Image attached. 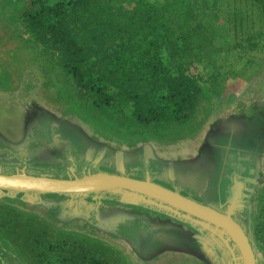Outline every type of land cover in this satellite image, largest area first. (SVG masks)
<instances>
[{"label": "rangeland", "instance_id": "1", "mask_svg": "<svg viewBox=\"0 0 264 264\" xmlns=\"http://www.w3.org/2000/svg\"><path fill=\"white\" fill-rule=\"evenodd\" d=\"M45 1L53 4L59 0ZM151 1L164 5L173 0ZM29 2L0 0V131L10 141L21 142L14 133V126L16 129L21 122L27 121H23L22 111L32 105L46 113L45 120L48 122L54 120L64 125L63 121H66L79 127L86 138L107 143L121 153L147 145L153 146L166 158L188 157L201 148L207 130L218 120L223 121L240 113L250 115L255 107L264 104V18L255 0H221L218 18L211 25L215 28L216 41L221 43L220 50L205 55L201 64L196 63L191 67L194 73L203 74L205 79V90L199 97L191 120L180 126L145 131L113 126L112 121L90 105L78 101L75 84L61 69L56 56L24 31L19 13L22 6ZM213 61H216L214 67ZM66 133L72 136V132ZM35 164L53 167L58 163L40 156ZM158 183L168 187L165 183ZM67 197L42 196L38 204H33L29 199L24 201L22 198L27 197L23 194L1 199L0 219L4 223L0 222V264H37L24 248L23 241L18 240L17 231L13 233L10 226L15 216L25 218V215L46 221L50 234L57 238L66 235L87 244H101L105 258L113 264H200L183 247L150 248L153 238H137L135 233L131 235L136 227L127 224L135 223L137 215H145L155 224L169 221V217L176 218L158 211H146L139 204L105 198L93 213H96L97 221L93 220V215L86 217L82 214V217L63 222L50 213L53 206L62 208ZM250 203V230L264 255V240L258 236L259 222L264 216V152L260 161V176ZM7 212H10L8 223L4 221ZM245 225L249 230V223ZM123 236H132L142 254L159 248L164 250L155 259L142 258Z\"/></svg>", "mask_w": 264, "mask_h": 264}, {"label": "trees", "instance_id": "2", "mask_svg": "<svg viewBox=\"0 0 264 264\" xmlns=\"http://www.w3.org/2000/svg\"><path fill=\"white\" fill-rule=\"evenodd\" d=\"M255 1L264 18V0ZM220 2L30 0L19 14L24 31L72 79L79 102L113 126L145 131L184 125L195 115L205 79L191 67L220 50L211 26ZM10 226L37 264H113L101 244L57 238L37 216H15ZM258 236L264 240V216Z\"/></svg>", "mask_w": 264, "mask_h": 264}, {"label": "flooded vegetation", "instance_id": "3", "mask_svg": "<svg viewBox=\"0 0 264 264\" xmlns=\"http://www.w3.org/2000/svg\"><path fill=\"white\" fill-rule=\"evenodd\" d=\"M41 110L30 105L22 111V119L27 121L21 122L16 129L14 126V133L21 140L20 143L8 140L0 131V167L4 169L26 165L27 169L33 172H68L72 156L78 172L101 170L121 174L117 170L116 158L122 155L125 175L142 179L145 171H150L154 182L165 183L168 185L165 187L176 188L181 194L185 193V196L221 212H225L227 208L224 205L227 184L249 178L247 182L242 183L249 189H254L260 176V161L264 152V104L255 107L250 115L240 113L223 121L218 120L207 130L201 148L191 156L174 159L163 157L153 146L147 145L136 146L121 153L107 143L86 138L79 127H74L66 121L62 120L64 125L54 120L48 122L45 120L46 113ZM66 132H72V136H68ZM30 144L34 146H28ZM78 150L81 155L77 154ZM108 153H113L114 159L108 157ZM40 156L49 157L53 163H58L55 164L57 166L36 165L35 162ZM137 167L140 172L133 171ZM156 168L163 169L162 176L155 175ZM67 198L69 201L70 197ZM251 199L252 192L242 199L244 210L235 211L236 220L245 227ZM88 200H91V205L97 201L95 195H90ZM103 200L104 198L102 202ZM139 206L146 211H158L174 217L166 210L149 203H140ZM81 208L88 211L87 205H82ZM64 211L71 210L67 205L52 208L55 215ZM174 218L176 219L169 217V221L155 224L147 216L137 215L134 225L127 224L136 227L134 232L137 238H153L150 248L183 247L201 264L235 263L233 254L216 233L193 220L179 216ZM181 229L184 230L179 233ZM202 246L204 248H201Z\"/></svg>", "mask_w": 264, "mask_h": 264}, {"label": "water", "instance_id": "4", "mask_svg": "<svg viewBox=\"0 0 264 264\" xmlns=\"http://www.w3.org/2000/svg\"><path fill=\"white\" fill-rule=\"evenodd\" d=\"M77 154L81 155L82 153L78 150ZM107 156L114 159L113 153H108ZM116 159L117 170L121 174L101 170L78 172L72 156L68 172H33L28 170L26 165L4 169L0 167V200L5 197L15 198L18 194H23L27 197L22 198L24 201L29 199L33 204H38L41 197L46 194L69 196L70 200L64 204L61 203V207L67 205L71 211H64L60 215L50 213L55 219L64 222L82 217V214H85L86 217L93 215L103 198L133 204L149 203L159 209L166 210L174 217L178 218L179 216L193 220L216 233L233 254L234 264L264 263V255L254 242L250 230L251 210L247 209L249 230L235 218V211L245 208L242 199L248 193H253L254 189H249L242 183L247 182L249 178H245V181L235 180L234 183L231 181L227 184L224 199V205L227 208L225 212H221L210 205L181 194L176 188L170 189L154 182L150 171H145V176L142 179L125 175L122 155ZM133 171L140 172L141 170L137 167ZM154 172L156 176H162L163 169L156 168ZM90 195H95L97 200L92 205L87 201ZM82 205H87L88 211L83 212ZM93 216V220L97 221L96 213ZM180 231L182 230L178 232L180 233ZM134 233L133 231L132 234ZM123 237H126L132 243L137 254L145 259H155L164 250L159 248L149 254H142L132 236Z\"/></svg>", "mask_w": 264, "mask_h": 264}]
</instances>
